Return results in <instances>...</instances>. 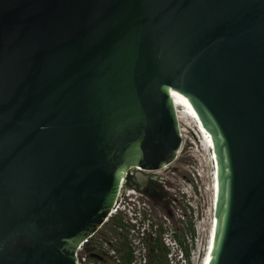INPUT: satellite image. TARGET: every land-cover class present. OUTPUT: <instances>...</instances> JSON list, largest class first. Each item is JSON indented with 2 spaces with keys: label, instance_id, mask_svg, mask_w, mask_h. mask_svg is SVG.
Instances as JSON below:
<instances>
[{
  "label": "water",
  "instance_id": "1",
  "mask_svg": "<svg viewBox=\"0 0 264 264\" xmlns=\"http://www.w3.org/2000/svg\"><path fill=\"white\" fill-rule=\"evenodd\" d=\"M181 108L214 165L207 264H264V0H0V264H79L129 170L176 160Z\"/></svg>",
  "mask_w": 264,
  "mask_h": 264
},
{
  "label": "rangeland",
  "instance_id": "2",
  "mask_svg": "<svg viewBox=\"0 0 264 264\" xmlns=\"http://www.w3.org/2000/svg\"><path fill=\"white\" fill-rule=\"evenodd\" d=\"M182 124L185 135L180 153L176 160L166 168L157 170L164 177L174 199L173 217H170L166 211H157L151 216L153 223L161 222L163 226L164 248L161 253L153 252L151 251V248L155 246L153 239L145 237L141 241L147 250L148 263L152 264H157L159 259L161 264H169L167 256L169 249L165 246L167 237L175 236L177 241L179 239L182 241L183 248L189 253L187 264H202L201 259L209 241L208 235L214 213L212 199L215 188L211 155L195 129L189 130L184 119ZM104 233L105 236H110L107 226L104 228ZM130 233L126 228L125 238L127 241H130ZM121 240L119 241L121 242ZM129 247L130 245L125 250H128ZM106 262L111 263V260Z\"/></svg>",
  "mask_w": 264,
  "mask_h": 264
},
{
  "label": "built area",
  "instance_id": "3",
  "mask_svg": "<svg viewBox=\"0 0 264 264\" xmlns=\"http://www.w3.org/2000/svg\"><path fill=\"white\" fill-rule=\"evenodd\" d=\"M135 169L141 170V168H131L125 180L126 184L128 183V179ZM153 172H157V170ZM147 210V205L139 199V193L136 189L129 188L126 185L120 186V191L118 193L117 200L106 220L95 233L90 235L88 238H85L78 245V248L76 250V258L78 263H122V256H120L121 251H119L115 246L108 245V242L106 240L108 239V236H105L104 233L106 223L110 221V219H112L113 217L119 216L126 221L128 225L127 229H129V231L131 232L129 234V245L131 247L129 251L132 255V259L127 262L129 264H149L147 260L146 247L141 241L142 239H145V237H149V234H151L152 237H155L156 230L154 229V226H152V213ZM165 246L169 249L167 255L169 264H187L189 258L186 254V250L183 248L182 244L177 241V238H175V236H173L172 238L167 237L165 240ZM103 252L107 253L108 259L111 260V263H107L106 261L100 260L95 257V254H102Z\"/></svg>",
  "mask_w": 264,
  "mask_h": 264
},
{
  "label": "flooded vegetation",
  "instance_id": "4",
  "mask_svg": "<svg viewBox=\"0 0 264 264\" xmlns=\"http://www.w3.org/2000/svg\"><path fill=\"white\" fill-rule=\"evenodd\" d=\"M158 172L159 171L153 172L150 170L135 169L128 179V184L137 186L136 190L139 193V199L147 205V211L150 213H157V211H166V213L171 212L172 216L170 217H173V195L169 192L164 177ZM142 177H145L146 180L142 181ZM111 220L112 223H110ZM110 221L106 223L110 234L108 239H106L108 245L115 246L119 251H121V264H129L127 262L129 261L127 256L130 253V247L128 250H125L126 247L129 246V241L125 238V230L128 225L126 221L119 216L113 217ZM152 226H154V229L156 230V235L155 237H152V235L149 234V238L153 239V242L155 243V246L151 248V251H159L161 253L164 248L162 237L163 226L161 225V222L152 223ZM120 239H122L121 242L119 241ZM95 257L104 261L109 260L107 253L105 252L102 254H95ZM157 264H161L160 259Z\"/></svg>",
  "mask_w": 264,
  "mask_h": 264
},
{
  "label": "bare ground",
  "instance_id": "5",
  "mask_svg": "<svg viewBox=\"0 0 264 264\" xmlns=\"http://www.w3.org/2000/svg\"><path fill=\"white\" fill-rule=\"evenodd\" d=\"M177 114H178V120H179L180 130H181V133H182L183 138H184V135L185 134L183 133L184 129H183L182 121L184 119L185 122H186V124H187L188 129L192 131V128H194L195 129V132L199 135V137L203 141V143L205 145V148L207 147V149H209L204 127L199 122V120L196 119L195 117H193L191 114H189L185 108L177 109ZM179 153H180V151H179ZM210 155H211V153H210ZM211 160H212V157H211ZM212 165H213V161H212ZM213 171H214V165H213ZM214 182H215V185H214L215 188H214L213 199H212V210L213 211H214L215 194L217 192V186H216V179H215V177H214ZM213 218H214V216L212 214V221H211V225H210L211 230H210L209 235H208L209 241L207 242L204 256L201 259V263L202 264H207L208 259H209V256H208L209 254L207 252H208L209 244H210V238H211V235L210 234H211L212 226H213Z\"/></svg>",
  "mask_w": 264,
  "mask_h": 264
},
{
  "label": "trees",
  "instance_id": "6",
  "mask_svg": "<svg viewBox=\"0 0 264 264\" xmlns=\"http://www.w3.org/2000/svg\"><path fill=\"white\" fill-rule=\"evenodd\" d=\"M179 242L182 244V241H181L180 239H179ZM186 254H187V256L189 257V253H188L187 250H186ZM127 258H128L129 261L132 259V255H131V253L128 254Z\"/></svg>",
  "mask_w": 264,
  "mask_h": 264
}]
</instances>
